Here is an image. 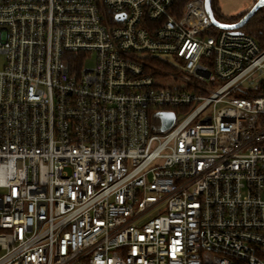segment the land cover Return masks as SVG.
Here are the masks:
<instances>
[{"label": "built area", "instance_id": "obj_1", "mask_svg": "<svg viewBox=\"0 0 264 264\" xmlns=\"http://www.w3.org/2000/svg\"><path fill=\"white\" fill-rule=\"evenodd\" d=\"M178 1L0 0V264H264V48Z\"/></svg>", "mask_w": 264, "mask_h": 264}, {"label": "trees", "instance_id": "obj_2", "mask_svg": "<svg viewBox=\"0 0 264 264\" xmlns=\"http://www.w3.org/2000/svg\"><path fill=\"white\" fill-rule=\"evenodd\" d=\"M188 1L189 0H179L178 1L176 5L177 8H179V12L176 14L177 18H179L182 15L181 13L182 9ZM210 5H211V11L213 13L214 19L224 24L238 23L245 16V14L250 10L248 9V10L239 12L235 15L225 18L220 14L219 0H211ZM238 31H240L243 34L253 37L258 42V44L262 48H264V8L263 7L259 8L251 16V18L240 29H238ZM66 55L71 58L72 56H74L71 53H67ZM75 64H76V60L74 59H69L67 62L68 67L69 66L72 67Z\"/></svg>", "mask_w": 264, "mask_h": 264}, {"label": "rangeland", "instance_id": "obj_3", "mask_svg": "<svg viewBox=\"0 0 264 264\" xmlns=\"http://www.w3.org/2000/svg\"><path fill=\"white\" fill-rule=\"evenodd\" d=\"M260 0H219L220 14L227 18L239 12L251 9ZM264 8V6H262ZM224 24V23H223ZM4 63V56L0 54V69ZM84 68H92L94 66V57L91 56L83 64ZM166 85H174V81L165 80Z\"/></svg>", "mask_w": 264, "mask_h": 264}, {"label": "water", "instance_id": "obj_4", "mask_svg": "<svg viewBox=\"0 0 264 264\" xmlns=\"http://www.w3.org/2000/svg\"><path fill=\"white\" fill-rule=\"evenodd\" d=\"M210 1L211 0H205V9L212 24L217 28L226 29V30H235V31H238V29H240L259 8L264 6V3H262V0H260L245 14V16L238 23L221 25L215 22L213 13L211 11ZM122 16L123 15H119L117 16V18H122ZM161 118L164 122L162 129H166L172 123L174 116L172 113H162Z\"/></svg>", "mask_w": 264, "mask_h": 264}, {"label": "snow or ice", "instance_id": "obj_5", "mask_svg": "<svg viewBox=\"0 0 264 264\" xmlns=\"http://www.w3.org/2000/svg\"><path fill=\"white\" fill-rule=\"evenodd\" d=\"M262 3H264V0H262Z\"/></svg>", "mask_w": 264, "mask_h": 264}]
</instances>
